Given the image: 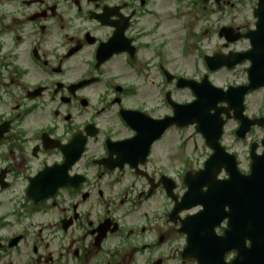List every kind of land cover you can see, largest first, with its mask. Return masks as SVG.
I'll return each instance as SVG.
<instances>
[{"label": "flooded vegetation", "instance_id": "af4514ba", "mask_svg": "<svg viewBox=\"0 0 264 264\" xmlns=\"http://www.w3.org/2000/svg\"><path fill=\"white\" fill-rule=\"evenodd\" d=\"M3 1L0 212L11 221L0 214V264H177L179 246L185 244L179 238L177 218L212 212L208 197L211 202L222 200L223 183L202 188L205 202L189 203V210L170 218L186 191L177 161L162 159V154L177 146V128L167 129L155 141L138 131L146 127L148 135L153 134L152 122L145 123L140 114L158 120L171 115V108L167 103L164 109L162 103L152 108L150 99H132L128 75L111 79L117 58L135 71L129 55H114L105 62L107 51L121 49V40L139 47L140 68L146 73L154 68L165 84L162 65H154L160 59L156 47L161 48L163 31L171 33L176 47L178 22L187 41L204 50L203 57L249 52L251 60H242L234 71L235 82L226 85L244 87L249 74L257 85V91L245 96L243 114L249 118L248 125L231 120L220 139L239 170L248 174L253 156L264 152V126L250 123L255 119L264 123V0ZM119 80L122 89L116 84ZM100 92L105 96L97 95ZM256 93L261 101L249 103ZM134 136L142 140L131 143ZM82 138L85 147L80 149ZM193 143L192 139L185 161L189 182L212 154L203 144L194 158ZM231 171V161L222 157L213 178L203 183L225 181ZM162 175L176 181L172 196L158 185ZM255 179H264V170L256 172ZM151 184L153 194L147 197ZM51 185L50 192L60 187L40 200ZM30 186L38 198L32 194L31 200L26 198ZM236 212L241 214L240 209ZM124 220L130 227L119 223ZM259 223H264V207L253 214L254 226ZM202 225L197 222L192 233L190 254L197 256L201 250L207 257L219 256L221 247H229L216 241L224 235L227 220L212 218ZM211 225L214 237L208 232ZM26 230L27 235L20 233ZM93 232H100L102 243L116 238V248H93L88 238ZM255 244L242 241L239 233L234 249L251 257ZM236 255L229 249L223 259L232 261ZM186 264L198 262L189 256Z\"/></svg>", "mask_w": 264, "mask_h": 264}, {"label": "water", "instance_id": "95a60500", "mask_svg": "<svg viewBox=\"0 0 264 264\" xmlns=\"http://www.w3.org/2000/svg\"><path fill=\"white\" fill-rule=\"evenodd\" d=\"M205 97V98H204ZM221 99L220 92L215 91L214 93H206L205 96L203 95V92L198 93V101L193 105V108L191 109V113L195 114L197 111L202 109H209L215 110L214 111V117H218L219 112L216 109V103Z\"/></svg>", "mask_w": 264, "mask_h": 264}, {"label": "rangeland", "instance_id": "374dc122", "mask_svg": "<svg viewBox=\"0 0 264 264\" xmlns=\"http://www.w3.org/2000/svg\"><path fill=\"white\" fill-rule=\"evenodd\" d=\"M181 98L182 99H188V95L187 94H183Z\"/></svg>", "mask_w": 264, "mask_h": 264}]
</instances>
